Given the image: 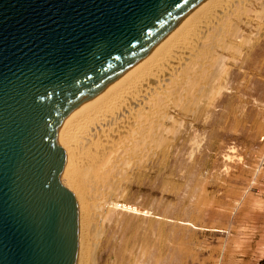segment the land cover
<instances>
[{
    "label": "water",
    "instance_id": "obj_1",
    "mask_svg": "<svg viewBox=\"0 0 264 264\" xmlns=\"http://www.w3.org/2000/svg\"><path fill=\"white\" fill-rule=\"evenodd\" d=\"M203 0H0V264H75L58 120Z\"/></svg>",
    "mask_w": 264,
    "mask_h": 264
},
{
    "label": "rangeland",
    "instance_id": "obj_2",
    "mask_svg": "<svg viewBox=\"0 0 264 264\" xmlns=\"http://www.w3.org/2000/svg\"><path fill=\"white\" fill-rule=\"evenodd\" d=\"M255 23L242 59L227 60L221 92L198 100L142 167L116 175L124 206L101 227L98 264L264 258V10Z\"/></svg>",
    "mask_w": 264,
    "mask_h": 264
},
{
    "label": "bare ground",
    "instance_id": "obj_3",
    "mask_svg": "<svg viewBox=\"0 0 264 264\" xmlns=\"http://www.w3.org/2000/svg\"><path fill=\"white\" fill-rule=\"evenodd\" d=\"M261 10L264 0H203L119 76L60 116L59 172L77 210L75 264L99 262L106 246L101 227L124 206L115 198L116 175L142 167L198 100L221 92L227 60L242 59L246 29Z\"/></svg>",
    "mask_w": 264,
    "mask_h": 264
},
{
    "label": "trees",
    "instance_id": "obj_4",
    "mask_svg": "<svg viewBox=\"0 0 264 264\" xmlns=\"http://www.w3.org/2000/svg\"><path fill=\"white\" fill-rule=\"evenodd\" d=\"M251 264H264V258H261L257 262Z\"/></svg>",
    "mask_w": 264,
    "mask_h": 264
}]
</instances>
